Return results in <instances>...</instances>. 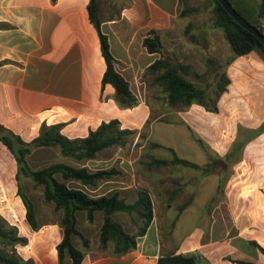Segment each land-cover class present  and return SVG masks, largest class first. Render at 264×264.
I'll return each mask as SVG.
<instances>
[{
	"label": "crops",
	"instance_id": "obj_1",
	"mask_svg": "<svg viewBox=\"0 0 264 264\" xmlns=\"http://www.w3.org/2000/svg\"><path fill=\"white\" fill-rule=\"evenodd\" d=\"M195 1L98 0V14L102 20L100 30L108 38L110 51L115 59V69L129 82L132 91L133 86L138 89L147 81L146 68L160 57V53L147 51L143 39L155 32L163 41L165 34L174 25L178 29L176 27L171 33L178 32L179 24L190 23L195 12ZM233 1L241 10L238 11L240 14L243 12L252 17L255 23L258 21L260 0ZM88 3L89 0H0V136L10 132L18 135L23 142L31 143L42 134L45 126L52 124H63L60 133L74 138L86 136L101 122H108L113 118L120 121L122 128L129 129H141L147 122L151 107L146 99L133 92L139 98L137 105L119 108L114 100V88L110 84H102L106 65L100 50L99 32L88 15ZM186 8L192 10L181 14ZM262 25L264 26V22ZM209 29L217 30L210 24L203 28L204 32ZM192 45L197 46L195 43ZM162 51L165 55L171 52L164 47ZM248 54L251 55V52ZM255 91H264V87H257ZM163 102L167 105L166 99ZM193 104L184 108L163 109L153 120L174 115L194 131L190 120H193L195 112L187 110L189 107L193 108ZM203 108L206 109V114L213 111L204 105ZM260 116L261 123L250 130V138L264 134V106ZM236 127L234 125L236 134L230 144L224 142L221 146L209 141L208 145L200 142L205 152L203 163H195L196 167L184 165L193 169V172L184 174L181 182L185 184V195L189 196L186 199L191 200L187 205L163 203L160 207H154L153 217L141 233L138 232L142 220L137 214L132 213L130 216L124 212L125 221L116 218L117 213L122 211L112 214L128 233L135 234L134 248L118 254L114 252L112 242L102 245L99 240L102 212L95 211L94 220H87V227H94V238H89L78 228L89 240L86 247L76 245L84 252L80 264H157L158 257L166 253L192 254L196 257V264H264V197L262 204L258 198L259 187H262L259 179L261 176L264 178V158L255 171L258 176L250 189L255 191V197L251 195L249 206L252 214L249 225L243 224L244 222L234 223L233 229L226 222H218L214 210L210 208L203 214L200 212L193 226L184 230L180 236L176 234L182 216L186 215L189 206L201 192L204 182L211 176H217V190L222 188L223 177L229 165L240 160L245 143L243 138H239ZM260 128L262 129L258 131ZM216 132L215 130L214 133ZM218 135L222 137L221 134ZM147 138H151V135ZM34 149L51 151L53 148L33 147L31 152ZM217 162L223 163L225 169H215L214 164ZM16 172V161L0 140V209L9 207L13 212H25L19 198L9 188L12 176L16 178ZM98 186L99 183L91 191L95 192ZM127 187L130 186L123 188ZM248 189L247 185H242L240 193L244 195L243 199L247 200ZM102 194L104 193L100 192L95 196ZM119 195L130 203L136 199V196ZM212 198L213 196L208 201ZM247 208L243 218L245 221L249 216ZM200 215H206L207 221ZM49 224L44 223L43 226ZM33 233L34 237L30 239L26 249L46 239L47 234L51 236L43 228L39 232L33 230ZM61 237L62 230L58 232L56 244ZM47 259L49 264H59L55 247L49 251ZM64 261L70 264L68 257Z\"/></svg>",
	"mask_w": 264,
	"mask_h": 264
},
{
	"label": "rangeland",
	"instance_id": "obj_2",
	"mask_svg": "<svg viewBox=\"0 0 264 264\" xmlns=\"http://www.w3.org/2000/svg\"><path fill=\"white\" fill-rule=\"evenodd\" d=\"M230 1L237 12L241 11L233 0ZM195 5L196 10L190 21V32L199 36V44L197 46L192 45L193 43L182 32V29H185L187 25L186 22L179 24L178 32L171 33L176 30L177 26L174 25V28L165 34L166 37L162 41L163 47L171 51L167 55L173 63L190 64L192 69L200 75L195 77L189 74V78L194 79L197 84L202 86L207 85L208 96L211 99L207 106L211 107V104L214 103L217 107L216 111L213 110L212 113L207 114L204 113L206 111L203 108L204 104L194 103L193 108H187L189 112H195L193 120H190L194 131H191L182 119L177 118V120L174 115H167L162 119L153 120L163 109L184 107L180 104L174 106L164 105L165 94L153 83V77L147 73V81L141 84L138 89L136 86H133L132 89L135 94L137 93L141 98L146 99V103L151 107L150 117L141 129H131V133L127 135L123 145L105 147L97 152L95 158L82 161L63 157L55 148L51 151L34 149L27 156L28 164L33 169L46 166L52 162L63 161L69 164L86 166L91 171L99 168L110 172L109 176L97 182L99 186L95 192L91 190L97 184L92 187H83L91 196H95L100 192L106 195L114 192L134 198L137 196V191L141 190L149 194L152 208L160 207L163 203L164 205L183 203V206H185L191 200L186 199L189 196L185 195L183 191L185 184L181 182L184 180V174L193 172V169L184 166L185 164L182 165V163L175 164L173 162L174 156L193 163H203L205 152L200 142L207 143L209 141L212 144L216 143L221 146L224 142L230 144L236 134L234 125H237L239 138H243V141L246 140L240 160L229 165L225 172L226 175L223 177L222 188L220 187L217 190V176H211L204 182L201 192L194 199L193 204L189 206L186 215L181 218L176 231L178 236L184 230L193 226L200 212L203 214V212L209 211L210 208L214 210L218 222H226L233 229H235L234 223L244 222L243 224L249 225L252 214L249 206L250 201H252L251 195L255 197V191H250V189L258 176L255 171L258 170L257 167L264 158V134L250 138V130L258 127L262 120L260 113L264 106V91L254 92V90L257 87H264V59L257 51H254L251 52V55L235 57L236 59L234 58L227 65L226 60L232 56V52L222 32L219 29L215 31L209 29L206 31L207 33L203 30L211 22L213 1L196 0ZM241 13L240 15L250 24L255 23L252 17L243 14V12ZM203 37L206 39L205 46L201 44ZM159 56L161 57V54ZM207 58H212L214 64H208ZM216 70L218 72L224 70L229 79L226 89L220 94H217L214 82ZM137 99L139 98L137 97ZM207 106L205 105L206 108H208ZM219 127H222L220 131H218ZM215 130L216 133H214ZM240 130L242 131L240 132ZM149 134L151 138L148 139ZM223 137L225 139H222ZM155 159L167 162L158 164ZM222 167L225 169L226 166L221 162L214 164L215 169ZM252 170L254 173L251 174ZM19 180L23 192L33 202L36 219L40 224L39 229L34 231L39 232L43 228L44 232L51 233V236L47 234L46 239L44 238L41 242L35 243L33 247L26 249L30 239L34 237V233L26 221L25 212H19L18 210L13 212L8 207V209H0V215L8 225L17 227L19 235L27 238L26 244H17L16 246V251L23 260L32 259L35 264H49L47 259L49 251L56 246L58 232H61L58 222L62 211L55 210L52 203L44 201L42 185H35L29 177L22 174L19 175ZM259 182L262 187H259L258 198L262 204L264 197V178L262 176ZM11 184L9 188H12L11 192L19 198L18 201L21 204L22 200L17 193L15 176H12ZM242 185H247V188H249L247 200L243 199L244 195L240 193ZM126 186L130 187L123 188ZM1 194L2 186L0 187V197ZM212 196L213 198L209 202L208 200ZM246 208L249 214L247 222L245 219L243 220L246 216ZM117 214V219L124 220L126 213L119 212ZM200 216L203 217L204 221H207L206 215ZM77 219L78 228L84 231L89 238H94V227L90 226V229L87 227L89 222L85 211H78ZM44 223L50 224L43 226ZM124 223L127 224V222ZM73 240L75 245L81 247L82 239L75 237Z\"/></svg>",
	"mask_w": 264,
	"mask_h": 264
},
{
	"label": "trees",
	"instance_id": "obj_3",
	"mask_svg": "<svg viewBox=\"0 0 264 264\" xmlns=\"http://www.w3.org/2000/svg\"><path fill=\"white\" fill-rule=\"evenodd\" d=\"M54 1V0H52ZM213 1L212 17L209 23L211 27L219 29L232 52V56L226 60L228 65L235 57L257 51L264 59V46L252 33L244 29L224 10L218 0ZM229 1V0H228ZM88 15L90 21L99 32L100 50L106 65L102 77V84H110L114 88V100L119 108H132L137 105L138 99L130 88L129 82L115 69V59L111 54L108 38L100 30L102 22L99 13L98 0H89ZM186 8L181 14L190 12ZM194 11L196 8L193 9ZM240 14V13H239ZM242 16V15H241ZM258 21L251 23L262 34H264V0H260L257 11ZM191 23L185 26L184 34L190 42L199 44V36L190 32ZM204 37L201 44L205 46ZM143 45L149 53H160L161 57L155 59L147 68L148 73L153 77V83L165 94L168 105L189 106L192 103L204 104L211 101L208 96V88L197 84L189 74L195 77L200 75L192 69L190 64L173 63L169 55L162 51V40L158 34L143 39ZM208 64H214L212 58H207ZM215 84L217 94L226 89L229 79L224 70L215 71ZM213 102H215L213 100ZM207 106L216 110L215 104ZM63 124H52L45 126L42 134L31 143H25L13 133L8 132L0 136L2 143L12 153L16 164L17 193L20 196L25 208V218L32 230H37L40 224L37 222L35 208L31 199L23 192L19 175L29 177L35 185H42L43 199L52 203L55 210H61L62 215L58 222L62 230V237L56 244L57 259L59 264H66L64 259L69 258L70 264H80L84 252L74 242V237L82 239V245L86 247L89 240L77 227L76 213L85 211L89 222L94 220L95 211L103 214L102 224L99 230V240L102 245L112 242L115 253H125L135 247V234L128 233L124 226L113 218V213L122 211L128 214L135 213L142 220V226L138 233L145 230L153 217L152 203L146 191H137L134 202L126 200L117 193L109 195L91 196L83 187H92L101 179L110 175V172L102 169L94 171L86 166L69 164L63 161H56L46 166L33 169L27 161V156L33 147H52L58 150L61 156L75 161H82L95 158L97 152L112 145H123L131 129L122 128L120 121L113 118L108 122H101L96 129L90 131L86 136L68 137L60 133ZM262 128L258 129L261 130ZM251 134V132H250ZM246 140L243 141L245 143ZM157 163L164 164L167 161L155 159ZM173 162L196 167L195 163L185 159L174 157ZM27 238L19 235L15 225H8L0 215V263L2 264H35L32 259L23 260L17 253V244H26ZM262 249V248H261ZM264 252V249H262ZM157 264H196V257L192 254L166 253L158 257Z\"/></svg>",
	"mask_w": 264,
	"mask_h": 264
},
{
	"label": "water",
	"instance_id": "obj_4",
	"mask_svg": "<svg viewBox=\"0 0 264 264\" xmlns=\"http://www.w3.org/2000/svg\"><path fill=\"white\" fill-rule=\"evenodd\" d=\"M224 10L234 19L236 23L242 26L244 29L256 36L264 46V34H262L254 25L250 24L245 18H243L230 4L228 0H218Z\"/></svg>",
	"mask_w": 264,
	"mask_h": 264
},
{
	"label": "built area",
	"instance_id": "obj_5",
	"mask_svg": "<svg viewBox=\"0 0 264 264\" xmlns=\"http://www.w3.org/2000/svg\"><path fill=\"white\" fill-rule=\"evenodd\" d=\"M16 246H17V245H16ZM16 246H15V247H16Z\"/></svg>",
	"mask_w": 264,
	"mask_h": 264
}]
</instances>
